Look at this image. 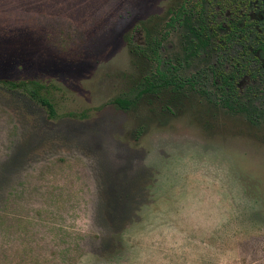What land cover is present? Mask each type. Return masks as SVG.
Instances as JSON below:
<instances>
[{
  "label": "rangeland",
  "instance_id": "rangeland-1",
  "mask_svg": "<svg viewBox=\"0 0 264 264\" xmlns=\"http://www.w3.org/2000/svg\"><path fill=\"white\" fill-rule=\"evenodd\" d=\"M184 1L0 0V264H264V22L242 35L264 0H205L241 36L197 56L169 26ZM247 45L250 113L211 71ZM168 67L205 92L162 88ZM33 79L58 119L1 84Z\"/></svg>",
  "mask_w": 264,
  "mask_h": 264
},
{
  "label": "trees",
  "instance_id": "trees-1",
  "mask_svg": "<svg viewBox=\"0 0 264 264\" xmlns=\"http://www.w3.org/2000/svg\"><path fill=\"white\" fill-rule=\"evenodd\" d=\"M207 4L205 0H185L178 8L172 11L169 26H177L182 30L186 40V49L191 53V56H197L205 50L211 42L219 36H222V34L223 36L220 40L225 44L231 42L235 43L241 36L237 31L239 27L234 23L230 25L229 30H225V28L221 26L216 27L214 23L211 26L209 21L211 13L208 11ZM250 20L251 18H245V26L242 35L246 37L253 34L248 28L256 27L257 22H264V16L255 17V23H251ZM254 34L255 36H259L260 33ZM261 38V41H259V51L263 52L264 37ZM251 46L252 45H247L242 50L240 56L242 61L239 62L241 67H237L235 63L233 71L227 72L225 69L221 68L211 69L213 85L220 93L221 103L230 110L239 108L242 111L245 110L246 113H250L249 105L247 103L243 104L241 103L243 101L239 100L238 84L242 71L250 67L246 58L250 55ZM243 55H245V59H243ZM176 70L177 68L175 67H168L166 71L161 70V68L156 71L159 76L158 78L161 80V84H163L162 88L175 86L177 91H182L183 89L191 87L205 92L206 86H203L201 83L204 77L203 74H196L183 81L176 74ZM1 84L9 91H20L26 94L32 101L45 108L50 119H58L60 117L53 100L48 96V86L42 82L34 79L29 81L4 80ZM154 89L155 85L150 84L143 92L147 93ZM114 103L124 109L129 108L131 105V102L126 99H117ZM67 117L85 119L87 115L86 112L81 115L70 113Z\"/></svg>",
  "mask_w": 264,
  "mask_h": 264
},
{
  "label": "crops",
  "instance_id": "crops-1",
  "mask_svg": "<svg viewBox=\"0 0 264 264\" xmlns=\"http://www.w3.org/2000/svg\"><path fill=\"white\" fill-rule=\"evenodd\" d=\"M52 210H53V208H52ZM53 213H54V212H51V219H52V221H53Z\"/></svg>",
  "mask_w": 264,
  "mask_h": 264
},
{
  "label": "flooded vegetation",
  "instance_id": "flooded-vegetation-1",
  "mask_svg": "<svg viewBox=\"0 0 264 264\" xmlns=\"http://www.w3.org/2000/svg\"><path fill=\"white\" fill-rule=\"evenodd\" d=\"M260 16V15H259Z\"/></svg>",
  "mask_w": 264,
  "mask_h": 264
}]
</instances>
